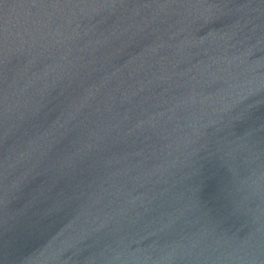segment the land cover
Returning a JSON list of instances; mask_svg holds the SVG:
<instances>
[{
	"label": "water",
	"instance_id": "water-1",
	"mask_svg": "<svg viewBox=\"0 0 264 264\" xmlns=\"http://www.w3.org/2000/svg\"><path fill=\"white\" fill-rule=\"evenodd\" d=\"M0 264H264V0H0Z\"/></svg>",
	"mask_w": 264,
	"mask_h": 264
}]
</instances>
